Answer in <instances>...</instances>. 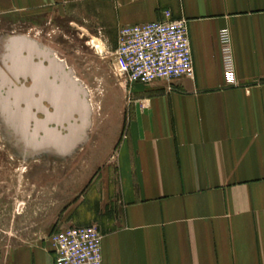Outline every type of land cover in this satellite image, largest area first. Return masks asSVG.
Listing matches in <instances>:
<instances>
[{
	"label": "crops",
	"instance_id": "crops-1",
	"mask_svg": "<svg viewBox=\"0 0 264 264\" xmlns=\"http://www.w3.org/2000/svg\"><path fill=\"white\" fill-rule=\"evenodd\" d=\"M166 11L187 20L193 77L103 96L66 164L75 191L49 226L0 237V264H55L49 236L68 226L99 228L103 264H264V0H0V34L54 12L118 35Z\"/></svg>",
	"mask_w": 264,
	"mask_h": 264
},
{
	"label": "rangeland",
	"instance_id": "rangeland-1",
	"mask_svg": "<svg viewBox=\"0 0 264 264\" xmlns=\"http://www.w3.org/2000/svg\"><path fill=\"white\" fill-rule=\"evenodd\" d=\"M14 26L16 33H25L51 47L67 62L87 86L98 119L103 96L129 95L130 84L114 66V31H100L94 21L84 20L79 14L61 16L54 12L32 19L20 17ZM69 160L64 164L44 158L24 162L0 129V237L22 241L33 235L31 230L39 218L47 226L53 222L56 210L75 191L66 165ZM84 172L87 176L88 171Z\"/></svg>",
	"mask_w": 264,
	"mask_h": 264
},
{
	"label": "water",
	"instance_id": "water-1",
	"mask_svg": "<svg viewBox=\"0 0 264 264\" xmlns=\"http://www.w3.org/2000/svg\"><path fill=\"white\" fill-rule=\"evenodd\" d=\"M2 34L0 61L15 80L0 69L1 132L24 162L64 164L89 140V90L51 47L25 34ZM21 78L31 86L17 87Z\"/></svg>",
	"mask_w": 264,
	"mask_h": 264
},
{
	"label": "built area",
	"instance_id": "built-area-1",
	"mask_svg": "<svg viewBox=\"0 0 264 264\" xmlns=\"http://www.w3.org/2000/svg\"><path fill=\"white\" fill-rule=\"evenodd\" d=\"M225 73L235 83V64L231 40L222 31ZM114 66L129 84H152L193 77L194 65L186 19H174L166 11L164 18L118 29ZM103 235L96 226H68L49 236L55 264H103Z\"/></svg>",
	"mask_w": 264,
	"mask_h": 264
},
{
	"label": "flooded vegetation",
	"instance_id": "flooded-vegetation-1",
	"mask_svg": "<svg viewBox=\"0 0 264 264\" xmlns=\"http://www.w3.org/2000/svg\"><path fill=\"white\" fill-rule=\"evenodd\" d=\"M21 33V32H20ZM9 34L11 35V34H17L16 32H9ZM21 34H25V33H21ZM25 35H27V34H25ZM29 36V35H28ZM3 38H4V35L3 34H0V48H1V44H2V42H3ZM43 44V43H42ZM56 53V52H55ZM56 55L59 57V55L56 53ZM59 58H61V57H59ZM46 64H48V63H46ZM0 69H4L6 72H7V74L11 77V79L12 80H15L12 76H11V74L7 71V69L3 66V64L1 63V61H0ZM15 83V85L17 86V87H21V85H25V86H31V84H32V81H31V79L30 78H27V79H24V78H21L20 79V81L19 82H17V81H14ZM12 89H14V87H12Z\"/></svg>",
	"mask_w": 264,
	"mask_h": 264
}]
</instances>
